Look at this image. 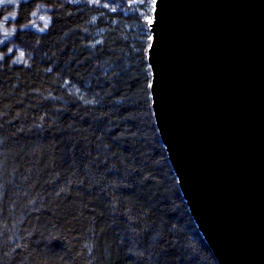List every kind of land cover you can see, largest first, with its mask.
Segmentation results:
<instances>
[{"label": "trees", "instance_id": "16d2710c", "mask_svg": "<svg viewBox=\"0 0 264 264\" xmlns=\"http://www.w3.org/2000/svg\"><path fill=\"white\" fill-rule=\"evenodd\" d=\"M15 1L19 49L0 54V264H220L154 117L151 0Z\"/></svg>", "mask_w": 264, "mask_h": 264}, {"label": "water", "instance_id": "95a60500", "mask_svg": "<svg viewBox=\"0 0 264 264\" xmlns=\"http://www.w3.org/2000/svg\"><path fill=\"white\" fill-rule=\"evenodd\" d=\"M155 17L152 107L184 198L220 264H264V0Z\"/></svg>", "mask_w": 264, "mask_h": 264}, {"label": "rangeland", "instance_id": "374dc122", "mask_svg": "<svg viewBox=\"0 0 264 264\" xmlns=\"http://www.w3.org/2000/svg\"><path fill=\"white\" fill-rule=\"evenodd\" d=\"M18 2H13V0H0V12L1 11H10L11 14H7L4 18V23L0 24V54L1 47L4 45H11L12 48L19 49V46L15 44L14 38L7 37L8 33L11 31L14 26V17L13 14L16 13ZM43 18V19H42ZM48 11L43 6H36L31 27H35L37 30H42L48 28Z\"/></svg>", "mask_w": 264, "mask_h": 264}, {"label": "snow or ice", "instance_id": "6c2138e0", "mask_svg": "<svg viewBox=\"0 0 264 264\" xmlns=\"http://www.w3.org/2000/svg\"><path fill=\"white\" fill-rule=\"evenodd\" d=\"M97 2H98V0H97ZM140 2L143 3V0H140ZM130 6H131V4H130ZM104 7H108V4H105ZM150 7H151V13L152 14L145 15L144 16V22L148 25L149 29L151 30L154 27V24L156 23L155 14L158 11V0H151ZM154 40H155L154 35H148L147 36V42H148L147 43V49L149 50V52L151 50H154ZM9 51H11V49H9ZM21 55H23V53H21ZM148 72H149L150 76L154 77V73L152 72V65L150 63L148 65ZM147 88L153 89V90L155 89L154 79L147 81Z\"/></svg>", "mask_w": 264, "mask_h": 264}, {"label": "bare ground", "instance_id": "6f19581e", "mask_svg": "<svg viewBox=\"0 0 264 264\" xmlns=\"http://www.w3.org/2000/svg\"><path fill=\"white\" fill-rule=\"evenodd\" d=\"M208 243V242H207Z\"/></svg>", "mask_w": 264, "mask_h": 264}]
</instances>
